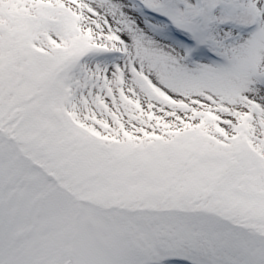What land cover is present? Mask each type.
Wrapping results in <instances>:
<instances>
[{"label": "snow or ice", "instance_id": "1", "mask_svg": "<svg viewBox=\"0 0 264 264\" xmlns=\"http://www.w3.org/2000/svg\"><path fill=\"white\" fill-rule=\"evenodd\" d=\"M0 264H264V0H0Z\"/></svg>", "mask_w": 264, "mask_h": 264}]
</instances>
